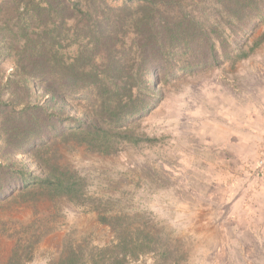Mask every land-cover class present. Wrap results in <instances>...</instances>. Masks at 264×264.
<instances>
[{
  "label": "trees",
  "instance_id": "obj_1",
  "mask_svg": "<svg viewBox=\"0 0 264 264\" xmlns=\"http://www.w3.org/2000/svg\"><path fill=\"white\" fill-rule=\"evenodd\" d=\"M0 38V58L15 68L5 81L0 70V208L80 204L85 180L60 165V147L112 157L154 143L136 126L162 102L160 86L246 59L264 43V0H0ZM65 103L74 115H63ZM22 152L37 174L16 160ZM99 222L113 231L111 244L67 246L53 264L184 259L147 216ZM30 249H15L8 264H23Z\"/></svg>",
  "mask_w": 264,
  "mask_h": 264
},
{
  "label": "rangeland",
  "instance_id": "obj_2",
  "mask_svg": "<svg viewBox=\"0 0 264 264\" xmlns=\"http://www.w3.org/2000/svg\"><path fill=\"white\" fill-rule=\"evenodd\" d=\"M0 70L4 81L15 70L5 53ZM160 87L162 102L136 126L154 143L112 157L60 147V165L85 180L82 203L0 208V264L20 246L31 248L23 264H53L67 246L109 245L115 236L99 215L147 216L183 251L181 264H264V43L236 64ZM47 99L41 92L38 101ZM16 160L38 173L27 152ZM153 262L149 254L128 264Z\"/></svg>",
  "mask_w": 264,
  "mask_h": 264
}]
</instances>
